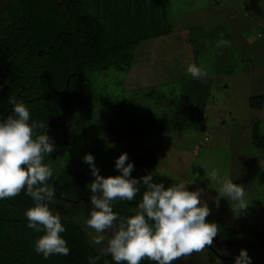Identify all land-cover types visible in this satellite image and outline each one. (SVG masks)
<instances>
[{
    "label": "rangeland",
    "instance_id": "obj_1",
    "mask_svg": "<svg viewBox=\"0 0 264 264\" xmlns=\"http://www.w3.org/2000/svg\"><path fill=\"white\" fill-rule=\"evenodd\" d=\"M90 1L82 0V8L87 12H90L87 9ZM95 1L101 3V8L92 14L98 15L106 32L111 31L112 41L104 39L105 46L115 45L124 38L132 26L129 22L138 20L137 32H143L130 31L129 38L140 39L151 37L154 28L164 27L162 20L167 19L161 14V0L140 1L141 9L147 11L145 16L130 10V3L128 7L121 6L119 15L117 4L107 13L106 0ZM177 6L173 14L185 34H180L182 45L167 43L151 50L147 45H138L140 54L137 48L136 57L127 68L95 67L82 74L75 89L73 106L61 114L51 131L58 147L48 157L49 165L56 174L66 169L86 172L89 184L94 177L89 165L83 162L85 154L94 155L104 176L119 174L115 160L124 152L135 156L152 154L157 159L158 173L173 183L188 184L189 190L203 189L201 199L210 208L206 217L209 221L225 223L237 233L225 238L218 232L213 245L223 254L227 253L225 255L236 257L243 248L250 257L262 259L264 240L250 229L264 234V172L256 174L259 169L255 166L256 158L264 166V151L253 146V123L264 119V0H182ZM152 10L157 14L150 15ZM107 17L114 18L109 20L112 24L108 25ZM118 18L120 28L116 26ZM157 20H160L159 25ZM143 22L147 25L145 28ZM189 22L194 25L190 32L185 26ZM217 22L224 25L219 27L224 41L218 42L214 36L216 41L213 43L204 36L203 45H192L197 35L209 32ZM216 45H221L222 49L215 51ZM222 60L226 72L219 73L220 67L224 70ZM190 64L201 68L205 73L203 77L211 81L206 100H196L204 111L198 120L195 119L197 107L194 106L192 111L185 105L187 81L182 80L194 78L186 71ZM227 68L231 72H227ZM180 71L184 75L181 76ZM123 100L127 102L122 104L120 101ZM113 114L121 119L168 117L171 124L167 130L170 132L161 133L151 127L141 137L109 143L105 136L110 131L108 126ZM213 170L217 172V179L210 181L206 171L211 173ZM225 178L244 186L250 204L246 210L240 211L236 202L230 203L226 198L220 199L219 207L215 204L218 193L213 187H219ZM86 192L91 195L90 189ZM67 207L57 201L50 204L55 213L81 223L91 242L95 233L85 227L88 215ZM172 264L219 263L210 262L205 247L177 258Z\"/></svg>",
    "mask_w": 264,
    "mask_h": 264
},
{
    "label": "trees",
    "instance_id": "obj_2",
    "mask_svg": "<svg viewBox=\"0 0 264 264\" xmlns=\"http://www.w3.org/2000/svg\"><path fill=\"white\" fill-rule=\"evenodd\" d=\"M220 26L215 25L209 32L197 35L192 45H203L204 36H208L206 39L213 43L216 41L215 37L218 42L224 41L219 33ZM105 30L97 17L82 8L80 0H0V116L11 114L10 101L13 98L18 102L22 101L30 111V118L45 125L43 129H36V134L47 131L51 137V131L61 114L73 106L75 89L82 74L95 67L125 69L136 57L140 39L105 46ZM216 47L215 51L222 49L221 45ZM223 50L225 52V49ZM220 62L223 63V60ZM222 66L224 70L220 67L219 73L226 72L225 64ZM227 72H231L230 68H227ZM179 73L184 75L183 71ZM182 81H187L185 105L192 111L196 106L195 119H201L204 111L202 104L196 100H206L211 85L210 78H184ZM120 102L123 104L127 100ZM169 120L168 117L147 120L121 119L113 114L108 126L110 131L105 140L115 143L138 138L151 127L161 133H169ZM55 140L53 142L56 149L58 143ZM253 146L261 152L264 151V119L253 123ZM60 152L62 153L63 149ZM50 155H45V164L49 165ZM128 156V162H134L135 165L133 177L139 178L151 173L154 182H163L166 187L174 184L171 179L158 173L154 155ZM87 182L86 172L72 169H66L60 174L53 171L49 180V184L54 185L56 189L55 201L66 204L70 210L88 215L91 195L86 192ZM145 190L146 187L141 184L140 192L132 201L115 200L113 210L123 217L131 215V210L137 208ZM33 204L32 198L25 195L23 190L15 197L0 200V264H88L89 256L98 255L100 259L97 264H115L110 255L100 254V246L97 248L91 244L81 223L62 215L61 222L66 232L61 235L67 241L70 253L56 254L48 259H44L42 254L37 255L34 251L35 240L43 233L28 228V220L24 216L25 210ZM214 223L223 234H233V230L226 224L217 221ZM250 231L264 240V234L261 232L255 229ZM111 234V230L105 233L106 236ZM206 248L208 249L207 246ZM208 254L212 263L234 262L218 258L210 249ZM258 263L264 264V260ZM140 264L155 262L145 258Z\"/></svg>",
    "mask_w": 264,
    "mask_h": 264
},
{
    "label": "clouds",
    "instance_id": "obj_3",
    "mask_svg": "<svg viewBox=\"0 0 264 264\" xmlns=\"http://www.w3.org/2000/svg\"><path fill=\"white\" fill-rule=\"evenodd\" d=\"M186 71L194 78L205 75L194 64L188 65ZM10 103L11 114L0 116V200L15 197L23 190L34 202L24 212L27 227L43 233L35 240L36 254H42L44 259L56 254L68 255L70 248L61 235L66 228L60 214L50 208L56 198L55 186L49 184L53 169L43 162L45 155L55 151V144L47 131L36 134L35 130L45 125L30 118V111L22 101L13 98ZM128 161V153H122L115 160L119 174L104 176L92 153L83 156L94 177L86 185L91 196L84 224L94 230L91 243L100 246L101 255H110L115 264H140L145 258L155 264H172L177 258L213 244L219 229L216 223L206 220L210 208L201 199L203 189L189 190L182 181L166 187L163 182H154L151 173L133 177L135 165ZM206 177L214 181L217 172L206 171ZM141 184L146 190L132 214L123 217L115 212L113 202L132 201ZM213 188L218 193L214 198L217 207L221 198L236 202L240 211L250 205L244 186L230 178ZM109 230L112 234L106 236ZM99 259V255L89 256L88 264H97ZM233 264H252L247 249H240Z\"/></svg>",
    "mask_w": 264,
    "mask_h": 264
},
{
    "label": "crops",
    "instance_id": "obj_4",
    "mask_svg": "<svg viewBox=\"0 0 264 264\" xmlns=\"http://www.w3.org/2000/svg\"><path fill=\"white\" fill-rule=\"evenodd\" d=\"M87 1L88 0H85V2H87ZM140 1H142V0H106L104 7L109 8V10L107 12V13H109L112 10V6L117 4V6H119V8L117 9V12H119L121 10V6L128 7V5L130 3V10H135V14H139L140 13V14L145 16L147 11H146V9H141ZM180 1H182V0H161V9H162L161 14H163L162 17L167 16L166 21L162 20V22H165L164 23V27L162 26L161 29H159L158 26L156 28H154V31L152 32V34H151L152 36L151 37L150 36H142L140 38V42H139L138 45H142L143 47L147 45V46H149L148 47L149 50L158 48V45L167 44V43L169 45H182L183 41L181 42L182 36L180 34H182V35H185V34L182 33V31H181L182 28H179L177 17L174 16V14H173V13H175L174 11H176V9L178 7L177 4ZM80 2L82 4V0H80ZM90 2L87 3V6L90 8L89 9L87 7V9L90 11L89 13L92 14L93 11L95 13H97V11L101 8V3H99V2H97L95 0H91ZM168 10L170 11L169 14L167 13ZM111 13H114V12H111ZM118 14L120 15L121 13L119 12ZM149 14L150 15H154V14H157V13H155L152 10V11H149ZM119 15L116 14L115 16L118 17ZM97 16L98 15H96L95 17H97ZM158 16L161 19V16L159 14H158ZM99 17H101V16H99ZM110 19H114V18L110 17ZM110 19L107 17L108 25H110V23H111L109 21ZM159 21L160 20L156 21L157 25H159ZM137 22H138V20L136 21V23L129 22L130 24H132L131 28H129L126 31V34H125L124 38L119 40V42H116L117 44L118 43H122V42H124L126 40H131L132 38H129V36H128L130 34L129 33L130 31H136V33H138L137 32V28H138L137 27ZM118 23H120V18L117 19V25H116L118 28H120ZM148 23L150 24V22H148ZM143 25H144L143 28H145L147 26L145 22H143ZM215 25H223V24L221 22H217ZM113 26H115V25H113ZM185 26L188 28L189 32L191 31L192 28H194V25L192 24V22L186 23ZM185 26H183V27H185ZM211 28H213V27H211ZM188 30H187V33H188ZM109 33H111V31L106 32L105 40L111 42L112 38L109 35ZM138 34H143V32L138 33ZM138 49H139L138 52L140 54V51H141L140 50V46H139ZM141 49L146 50V49H144L142 47H141ZM260 162L261 161H258V159L256 158L255 166H256L257 169H259L256 174H258L261 171L264 172V166L260 165L259 164ZM223 224H225V223H223ZM251 229H254V228H251Z\"/></svg>",
    "mask_w": 264,
    "mask_h": 264
},
{
    "label": "flooded vegetation",
    "instance_id": "obj_5",
    "mask_svg": "<svg viewBox=\"0 0 264 264\" xmlns=\"http://www.w3.org/2000/svg\"><path fill=\"white\" fill-rule=\"evenodd\" d=\"M68 208V207H67ZM207 219V218H206ZM208 220V219H207ZM209 221V220H208ZM217 220H213V221H210V222H216ZM217 222H219V221H217ZM220 223H222V222H220ZM227 225V224H226ZM227 226H229V225H227ZM230 227V226H229ZM232 230H233V234L231 235V236H227V235H225V234H223L221 231H218L223 237H225V238H230V237H232L234 234H237L236 232H235V230L232 228V227H230ZM213 248H215L219 253H222L220 250H219V247H217L215 244L213 245H211ZM208 247V249H210L209 248V246H207ZM210 250H212V249H210ZM213 251V250H212ZM214 252V251H213ZM223 254V253H222ZM215 255H217V254H215ZM223 255H225V254H223ZM218 256V255H217ZM227 256H229V255H227ZM255 256V255H254ZM208 257H209V254H208ZM231 257H233V256H231ZM218 258H220L219 256H218ZM233 258H235V257H233ZM252 258V257H251ZM255 258H257V259H259L258 257H256L255 256ZM255 258H252V261L253 262H255V263H258V262H262L263 260H264V258H262V259H259V260H257V259H255ZM222 260H224V259H222ZM234 261V260H233ZM220 264V263H219ZM259 264V263H258Z\"/></svg>",
    "mask_w": 264,
    "mask_h": 264
},
{
    "label": "water",
    "instance_id": "obj_6",
    "mask_svg": "<svg viewBox=\"0 0 264 264\" xmlns=\"http://www.w3.org/2000/svg\"><path fill=\"white\" fill-rule=\"evenodd\" d=\"M80 200V199H79ZM78 200V201H79ZM77 201V202H78ZM210 249H212L214 251L215 254H217L220 259H224V260H234L235 258L231 257V256H227V255H223L222 253H219L215 248H213L211 245L209 246ZM253 264H258L252 261Z\"/></svg>",
    "mask_w": 264,
    "mask_h": 264
}]
</instances>
